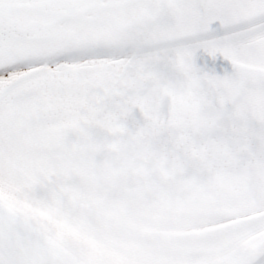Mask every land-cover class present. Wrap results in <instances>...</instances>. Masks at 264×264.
I'll return each instance as SVG.
<instances>
[{
    "label": "snow or ice",
    "instance_id": "snow-or-ice-1",
    "mask_svg": "<svg viewBox=\"0 0 264 264\" xmlns=\"http://www.w3.org/2000/svg\"><path fill=\"white\" fill-rule=\"evenodd\" d=\"M0 264H264V0H0Z\"/></svg>",
    "mask_w": 264,
    "mask_h": 264
}]
</instances>
